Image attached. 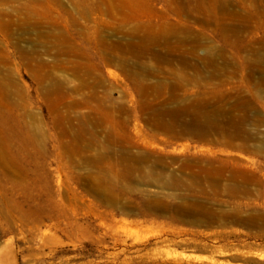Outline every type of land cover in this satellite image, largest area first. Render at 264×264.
Instances as JSON below:
<instances>
[{"label": "rangeland", "instance_id": "obj_1", "mask_svg": "<svg viewBox=\"0 0 264 264\" xmlns=\"http://www.w3.org/2000/svg\"><path fill=\"white\" fill-rule=\"evenodd\" d=\"M0 264H264V0H0Z\"/></svg>", "mask_w": 264, "mask_h": 264}]
</instances>
